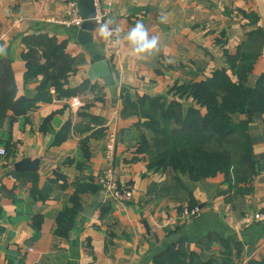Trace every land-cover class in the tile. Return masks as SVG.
I'll return each instance as SVG.
<instances>
[{
	"label": "crops",
	"instance_id": "obj_1",
	"mask_svg": "<svg viewBox=\"0 0 264 264\" xmlns=\"http://www.w3.org/2000/svg\"><path fill=\"white\" fill-rule=\"evenodd\" d=\"M110 1L106 20L121 28L120 52L106 50L95 27L92 35L109 62L113 85L98 74L90 78L91 58L76 41L77 28L40 21L61 16L66 0H0V33L9 31L0 54L12 43L7 57L16 97L35 99L43 81L41 74L26 77L21 56L27 49L23 36L36 31L64 44L72 60L62 88L84 84L82 92L59 95L47 83L35 108L14 119L9 112L0 122V146L6 150L0 160V264H156L154 256L169 244L192 264L264 259V221H241L264 210V113L248 124L258 172L249 192L240 194L222 173L193 181L170 168L148 169L147 156L138 151L137 113L123 100L178 99L186 110L193 102L179 99L175 86L206 80L222 68L230 74L227 56L239 47L244 52L249 42L260 45L246 83L253 86L264 72V0ZM17 19L21 27L12 29ZM136 21L160 38L159 51L141 59L130 55L123 39ZM107 131L117 135L111 161L103 156ZM108 166L132 187L131 198L117 201L97 186ZM28 173L36 174L35 184ZM194 208L196 213H184ZM172 235L177 237L169 240Z\"/></svg>",
	"mask_w": 264,
	"mask_h": 264
},
{
	"label": "trees",
	"instance_id": "obj_2",
	"mask_svg": "<svg viewBox=\"0 0 264 264\" xmlns=\"http://www.w3.org/2000/svg\"><path fill=\"white\" fill-rule=\"evenodd\" d=\"M22 40L27 48L21 55L26 62V77L41 74L43 81L35 99L17 98L10 60L8 57L1 59L0 122L9 112L14 119L35 108L36 101L44 98L47 83H51L59 95L84 91V84L72 90L62 88L72 70V60L65 54L64 44H58L46 33L25 35ZM259 46L249 42L244 46V52L239 47L234 55H228L230 74L222 68L206 80L175 86L174 94L179 99L189 97L193 102L186 110L178 99L165 104L160 97H123L125 108L137 113L138 151L147 156L148 169L170 168L188 174L193 181L222 173L237 193L249 192L258 170L252 157L248 124L253 115L264 113V72L253 86L246 83ZM39 56L44 58L43 64L39 63ZM236 114L244 115L245 119L235 121ZM28 175L35 184L36 174ZM169 245L154 256L156 264H192L191 259L187 261L185 253L173 249L174 244ZM196 264L212 262L197 260ZM248 264H264V259L252 260Z\"/></svg>",
	"mask_w": 264,
	"mask_h": 264
},
{
	"label": "built area",
	"instance_id": "obj_3",
	"mask_svg": "<svg viewBox=\"0 0 264 264\" xmlns=\"http://www.w3.org/2000/svg\"><path fill=\"white\" fill-rule=\"evenodd\" d=\"M93 2H94L95 14L92 17V20L94 21V27L97 29V32L99 34V26L102 22L106 20L112 3L110 0H93ZM40 21H42L45 24L61 25L67 28L80 29L83 20L81 19L79 13L78 0H66L65 9L61 16L59 17L46 16L40 19ZM11 27L12 29L20 28L21 20L20 19L14 20L12 22ZM8 32L9 31L0 33V42H2L6 38ZM35 34L36 35L39 34V31H36ZM116 39L117 36L114 33L112 40L115 41ZM104 48L113 53L120 52L118 45L110 41H105ZM116 140H117L116 133L112 131H107V133L105 134V144L103 149V156L107 161H111L113 159ZM5 156H6V150L4 147L0 146V160H2ZM97 184L101 189L109 191L112 197L117 201L126 200L131 198L132 196V192H133L132 187L127 185L126 183L117 180L112 166H108L106 169L103 170L102 174L97 178ZM197 211L198 209L194 208L191 211H184V213L193 214L196 213ZM241 221L245 226L251 224L252 222L264 221V210L256 213L244 214Z\"/></svg>",
	"mask_w": 264,
	"mask_h": 264
},
{
	"label": "water",
	"instance_id": "obj_4",
	"mask_svg": "<svg viewBox=\"0 0 264 264\" xmlns=\"http://www.w3.org/2000/svg\"><path fill=\"white\" fill-rule=\"evenodd\" d=\"M78 8L83 22L81 23V27L78 29L75 38L91 58L89 76L91 79H95L98 74L106 85H113L114 79L109 62L100 54L93 41L92 31L94 28V21L92 20V17L95 14L94 2L93 0H78ZM11 44L12 43H9L5 52L0 54V60L7 57ZM176 237L177 235H172L169 240Z\"/></svg>",
	"mask_w": 264,
	"mask_h": 264
},
{
	"label": "clouds",
	"instance_id": "obj_5",
	"mask_svg": "<svg viewBox=\"0 0 264 264\" xmlns=\"http://www.w3.org/2000/svg\"><path fill=\"white\" fill-rule=\"evenodd\" d=\"M161 23L166 22V17L161 15ZM112 19L105 20L99 26V35L105 40L110 41L116 45L120 43L119 35L121 28L117 25L115 28H111L110 23H114ZM114 33L117 36L115 41L112 40ZM123 39L127 41L131 48L130 55L141 59L145 56H151L153 53L159 51L160 38L158 35H149V29L145 26L142 21H136L134 26H132L127 33L124 35ZM3 49H0L2 52Z\"/></svg>",
	"mask_w": 264,
	"mask_h": 264
},
{
	"label": "rangeland",
	"instance_id": "obj_6",
	"mask_svg": "<svg viewBox=\"0 0 264 264\" xmlns=\"http://www.w3.org/2000/svg\"><path fill=\"white\" fill-rule=\"evenodd\" d=\"M255 84V83H254Z\"/></svg>",
	"mask_w": 264,
	"mask_h": 264
}]
</instances>
